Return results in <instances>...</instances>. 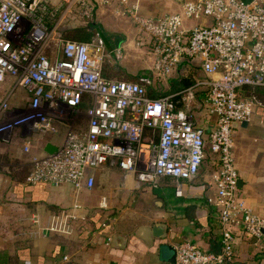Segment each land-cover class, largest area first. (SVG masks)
<instances>
[{
    "label": "built area",
    "instance_id": "1",
    "mask_svg": "<svg viewBox=\"0 0 264 264\" xmlns=\"http://www.w3.org/2000/svg\"><path fill=\"white\" fill-rule=\"evenodd\" d=\"M142 1L157 0H0V81L11 75L30 94L28 110L18 115L8 110L9 92L0 100V136L8 138L26 124L28 130L46 131L51 115L42 104L63 113L89 93L87 127L68 134L51 152L33 153L27 181L69 183L77 190L83 182L93 185L88 169L110 162L153 186L169 176L182 195L183 183L196 178L208 150L220 163L206 196L221 228L220 251L182 240L174 246L173 264H237L232 226L264 237V213L254 212L238 195L232 153L233 125L249 120L261 103L241 95L240 88L264 86V0H180L179 9L157 15L144 13ZM102 5L130 17L150 44L153 64L140 74L141 82L102 74L106 57L125 56L123 44L108 49L99 35L90 40L62 35L63 26L92 20ZM188 66L199 75L187 94L206 88L203 98L216 115L207 136L190 111L177 107L174 93L147 91L153 78ZM31 145L23 140L25 151ZM74 217L61 210L38 228L70 233Z\"/></svg>",
    "mask_w": 264,
    "mask_h": 264
},
{
    "label": "crops",
    "instance_id": "2",
    "mask_svg": "<svg viewBox=\"0 0 264 264\" xmlns=\"http://www.w3.org/2000/svg\"><path fill=\"white\" fill-rule=\"evenodd\" d=\"M179 4L180 0L142 1L141 10L148 15H157L175 11L179 9ZM111 7L96 6L92 19L109 32L112 31L104 26L103 20L116 15L130 19L114 13ZM137 30L141 34L140 44L149 51H137L138 56L146 57L148 61L140 70L130 73L127 66L118 64V60L111 56L105 58L121 67L124 77L140 76L153 64L150 44L138 27ZM122 44L125 48L128 46L122 39L117 46ZM179 68L176 67L166 78H153L150 87L156 95L151 96L174 93L177 107L190 111L207 136L215 125L216 115L209 112L208 103L203 98L206 88H194L191 94H187V88L199 75L198 70L193 66H188L184 71ZM188 73L193 76L191 85L169 90L171 79ZM8 92V110L27 106L29 92L16 86L11 75L0 81V100ZM91 103V94L84 93L79 106L86 109ZM88 119L79 131L87 127ZM263 121L264 102L261 100L246 126L241 123L233 125L235 135L232 147L240 179L238 195L254 212L260 214L264 213V146L261 147L262 151L253 150L246 133L255 130L257 133L263 132ZM25 132L22 126L12 131L7 140L0 136V264H171L167 259L172 252L169 253L168 248L160 249L161 243L174 247L182 240H190L208 251L220 248L221 228L214 208L206 201L207 194L212 191L209 186L211 176L220 163L208 150L196 178L183 183L182 195L175 193L174 181L169 176L160 177L157 185L153 186L139 181L134 173L110 162L88 169L87 174L94 177L93 185L87 186L83 182L76 190L69 183L54 185L27 181L32 167L31 155L50 152L47 145L56 149L63 140V134L55 132L41 145L38 133L24 136ZM146 134L150 135L148 129ZM25 137L32 144L29 151L23 148ZM153 137L154 140L158 139L157 132ZM262 140L264 133L260 135ZM103 199L105 205H102ZM75 203L80 206L73 207ZM66 209L75 214L71 219L72 232L38 228L49 220L51 214ZM158 221L167 224L164 238L151 234L152 223ZM114 232L127 235L123 247L111 244L110 237ZM232 233L237 264H264V237L257 239L238 225L232 226Z\"/></svg>",
    "mask_w": 264,
    "mask_h": 264
},
{
    "label": "rangeland",
    "instance_id": "3",
    "mask_svg": "<svg viewBox=\"0 0 264 264\" xmlns=\"http://www.w3.org/2000/svg\"><path fill=\"white\" fill-rule=\"evenodd\" d=\"M103 21H104L103 22L104 26L108 27L110 31L114 33H118L117 36L121 37L124 43H128V46L126 47V56L122 57L121 59H118V64L119 65L123 64L127 66L129 68L130 73H135L136 70H140V67L146 64L148 61L146 57L138 56L137 51L139 52L140 50H145V52L147 51L148 53L149 51L146 48L142 47V44H140L139 38L141 37V34L137 30V27L135 26L133 21H131L128 18L122 19L120 18V16L117 15L115 17L110 16V18L105 19ZM259 93L263 96L264 90H262L261 88V91ZM257 98L261 100L264 99L263 97H259V96H257ZM42 107L45 108V110H47L48 113L51 115L49 129L46 131H40L39 129L35 128L31 131V129L28 130V124H26L24 125L26 134L25 135L23 134L24 136L26 135L28 136L31 135V133H36V134L38 133V136H41V142H40L41 145L44 143L45 140L49 139L51 135H53V133L55 132L58 133L60 132V134H63V140L61 141V143L64 142V139L68 134L77 132L82 128H84L83 126L84 122L86 121V119L89 118V114H88L89 107H87L86 109H82L81 106H77L74 109H69V110L67 109L65 110V112L63 111V113L52 111L46 106H44V104H42ZM27 110L28 109L26 108L13 109L11 110L10 114L12 113V115L13 114L18 115ZM16 128H19V126L15 127V129ZM251 132L246 133V136L249 137L248 140L251 141L250 143H252L253 150L259 149L260 151L262 149L261 147L264 146V141L263 140L260 141V135L264 133V131L260 133H257V130ZM233 135H235L234 131H233ZM254 137H257L258 139L257 138L255 139ZM4 139L7 140L8 138L6 137ZM25 139H28V137H25ZM167 250L170 253L172 252L173 249L170 247Z\"/></svg>",
    "mask_w": 264,
    "mask_h": 264
},
{
    "label": "trees",
    "instance_id": "4",
    "mask_svg": "<svg viewBox=\"0 0 264 264\" xmlns=\"http://www.w3.org/2000/svg\"><path fill=\"white\" fill-rule=\"evenodd\" d=\"M62 35L71 38V39H78V40H90L93 38L95 35L101 36L103 39V42L105 43L106 47L108 49H112L116 47L120 42H121V37L117 36L118 33L114 32H109L102 28L100 24L96 23L94 20H88L85 23H79L75 25H69V26H63L61 29ZM124 72V70L121 67H118L116 64L114 65L113 63L104 60L103 63V68H102V74L105 77H121L122 79H128V80H134V81H139L140 77L139 75H134V76H129V77H124L121 74ZM193 76L188 73L187 75H183L174 79L170 80V87L169 90H177L184 88L186 86H189L193 83ZM262 90H264V86H248L244 85L240 88V94L243 96H248V97H263L264 98V93L263 96L259 93ZM147 89L150 95H156V93H153V89H151L150 84H147ZM260 94V95H259ZM181 100V98L179 99ZM261 100V99H260ZM264 102V99H262ZM183 101V100H182ZM178 106H180L178 104ZM213 252H219L220 248L216 250H212Z\"/></svg>",
    "mask_w": 264,
    "mask_h": 264
},
{
    "label": "water",
    "instance_id": "5",
    "mask_svg": "<svg viewBox=\"0 0 264 264\" xmlns=\"http://www.w3.org/2000/svg\"><path fill=\"white\" fill-rule=\"evenodd\" d=\"M248 123V120H243L241 121V124L243 126H246ZM47 149L51 152L53 151L55 148L52 147L51 145H47ZM240 183V179H238V185ZM151 234L155 237H160V238H164L166 236L167 233V224L165 222L162 221H158V222H154L151 225ZM127 240V235L125 233L122 232H114L111 237H110V242L112 245L117 246V247H123L126 243ZM171 246L165 244V243H161L160 245V249L162 248H170ZM172 253L171 255L168 257L167 261L171 264L174 263L175 260V248L172 246L171 247Z\"/></svg>",
    "mask_w": 264,
    "mask_h": 264
}]
</instances>
